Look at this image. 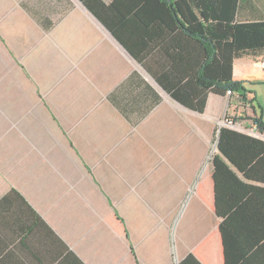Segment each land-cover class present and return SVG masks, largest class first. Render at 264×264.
I'll return each mask as SVG.
<instances>
[{"label": "crops", "instance_id": "1", "mask_svg": "<svg viewBox=\"0 0 264 264\" xmlns=\"http://www.w3.org/2000/svg\"><path fill=\"white\" fill-rule=\"evenodd\" d=\"M122 13L103 23L81 0H0V264H179L205 240L200 256L222 260L212 156L224 127L264 141L252 122L264 124V58L234 60L244 98L207 94L195 36L164 10ZM236 17L264 21V0H239ZM228 246L264 264V243Z\"/></svg>", "mask_w": 264, "mask_h": 264}, {"label": "trees", "instance_id": "2", "mask_svg": "<svg viewBox=\"0 0 264 264\" xmlns=\"http://www.w3.org/2000/svg\"><path fill=\"white\" fill-rule=\"evenodd\" d=\"M81 1L103 23L110 17L123 19L122 11L133 7L164 10L163 24L181 27L186 34L195 36L201 46L204 60L196 84L207 94L223 96L236 92L244 98L242 82L232 76L233 62L243 56L264 58V21L237 22L239 0H114L109 5L102 0ZM204 101L197 103V111H203ZM252 122L258 134L263 135L264 124L258 118ZM261 163H264V141L241 131L221 129L209 180L212 187L209 205L212 213L223 219L213 233L223 243L222 260L216 259L214 264H238L237 260L244 257L236 252L229 255L232 248L228 244L232 241L253 242L255 246L264 243V224L259 220L258 208L264 188L245 184L242 180L264 183V176H257L262 170L258 169ZM11 193L21 199L16 191ZM107 221L113 229L125 233L124 223L118 216L111 214ZM205 243L206 240L179 264H208L199 254ZM240 264L248 263L242 261Z\"/></svg>", "mask_w": 264, "mask_h": 264}, {"label": "rangeland", "instance_id": "3", "mask_svg": "<svg viewBox=\"0 0 264 264\" xmlns=\"http://www.w3.org/2000/svg\"><path fill=\"white\" fill-rule=\"evenodd\" d=\"M263 108H264V106H263ZM236 129L239 130V131H242V133H247L246 132L247 130H245V126H243L242 123L236 124Z\"/></svg>", "mask_w": 264, "mask_h": 264}, {"label": "built area", "instance_id": "4", "mask_svg": "<svg viewBox=\"0 0 264 264\" xmlns=\"http://www.w3.org/2000/svg\"><path fill=\"white\" fill-rule=\"evenodd\" d=\"M261 67H262V69L264 70V62H262L261 63ZM229 124H231V122L229 123ZM232 125H234V123H232ZM245 130H247L246 128H245ZM253 132V131H252ZM255 135H259L258 134V131H255V132H253Z\"/></svg>", "mask_w": 264, "mask_h": 264}]
</instances>
